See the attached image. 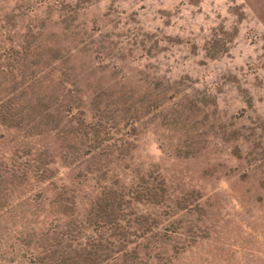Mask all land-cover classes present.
I'll list each match as a JSON object with an SVG mask.
<instances>
[{
	"label": "rangeland",
	"instance_id": "obj_1",
	"mask_svg": "<svg viewBox=\"0 0 264 264\" xmlns=\"http://www.w3.org/2000/svg\"><path fill=\"white\" fill-rule=\"evenodd\" d=\"M0 264H264V0H0Z\"/></svg>",
	"mask_w": 264,
	"mask_h": 264
}]
</instances>
